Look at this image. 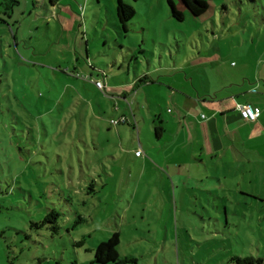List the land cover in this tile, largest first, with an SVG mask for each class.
<instances>
[{
  "label": "rangeland",
  "instance_id": "374dc122",
  "mask_svg": "<svg viewBox=\"0 0 264 264\" xmlns=\"http://www.w3.org/2000/svg\"><path fill=\"white\" fill-rule=\"evenodd\" d=\"M123 1L135 11L127 32L117 0H0V264H98L94 248L115 231L119 255L136 259L127 264H264V143L204 152L205 163L182 151L191 160L173 184L151 166L165 149L151 147L150 114L139 122L145 168L109 159L121 148L115 125L96 126L114 101L93 80L187 73L203 91L212 73L218 86L244 76L264 92V0H208L198 16L172 0L182 20L167 0Z\"/></svg>",
  "mask_w": 264,
  "mask_h": 264
},
{
  "label": "crops",
  "instance_id": "0c3cea01",
  "mask_svg": "<svg viewBox=\"0 0 264 264\" xmlns=\"http://www.w3.org/2000/svg\"><path fill=\"white\" fill-rule=\"evenodd\" d=\"M167 68L168 71L171 70L170 65ZM174 68L176 70L177 66ZM125 72V77L117 79L118 81L112 80L113 76L110 73L106 76L102 75V78H95L103 82L105 94L114 101L112 107L114 114L105 113V118H102L106 122L103 124L105 128L103 129L100 125L96 127L99 131L105 130L103 132L112 134L113 125L111 124L114 123L110 120L124 117L123 122L114 124L115 133L121 141V148L112 152L109 159L115 160L119 155L123 157L128 154L134 159L135 164L138 163L142 169L145 168L149 163L147 158L149 152L141 142L144 127L139 122L142 121L143 125H146L149 114L151 115V125L149 124L151 127L149 126L147 130L149 132L151 129L154 130V141L151 147L165 149L160 155L157 152L151 153V166L162 173L165 169L173 184V172L175 175L177 173L180 175L182 167L186 169V162L191 160V156L197 157L200 163H205L202 157L204 152L211 153L206 155L207 159H212L215 155L227 157L230 149L235 150L242 146L238 149L241 153H245L247 149L257 151L256 145L264 143L261 141L262 143L253 145V138L251 140L254 130L258 134L264 133V105L255 102L253 96H247L249 97L247 98L246 94L257 92L259 97L256 98L264 99V92L254 91L249 78L243 76L238 81L230 83L231 87H227V85L218 86V81L216 84L213 83L214 78L218 79L212 73H201L200 76H204L202 91L199 85L194 83L193 77L187 73H184L183 77L173 78V82H168L166 79L171 77L169 72L158 74L156 77L151 74L153 72H150L149 75L146 74L148 76L144 83L135 85L136 80L145 74L135 75L131 79L128 69ZM188 85H191L192 90L187 87ZM92 88L95 90L94 87ZM188 100L193 104L192 106L187 105ZM162 101L164 104H161ZM97 102L99 103V100ZM245 103L258 105L262 109L260 117L254 122L242 119L236 109L237 104ZM101 104L99 103L100 106ZM163 108H165V113ZM167 113L171 115L168 116ZM129 139L133 141L125 146V142L129 143ZM107 140L110 142L109 138ZM96 147L101 146L95 143L94 148ZM137 149L141 150L139 156L134 153ZM188 149H190L191 156L188 153H181L182 151L188 152Z\"/></svg>",
  "mask_w": 264,
  "mask_h": 264
},
{
  "label": "trees",
  "instance_id": "16d2710c",
  "mask_svg": "<svg viewBox=\"0 0 264 264\" xmlns=\"http://www.w3.org/2000/svg\"><path fill=\"white\" fill-rule=\"evenodd\" d=\"M51 2L57 0H50ZM171 14L177 20H182V12L177 9L172 0H167ZM183 4L189 10V12L198 16L204 13L208 7V0H182ZM135 11L132 5L124 2L123 0H117L116 4V14L121 28L124 32L128 31L127 23L130 21L131 17L134 15ZM147 76L139 77L135 85L144 83ZM56 212L49 211L45 217L44 221L49 220L51 217H55ZM119 244V233L117 231L113 232L109 238L104 241L99 242L94 248V262L98 264H127L129 262H135L136 259L132 256H120L117 250ZM255 259L252 257H239L233 256L230 258V264H252Z\"/></svg>",
  "mask_w": 264,
  "mask_h": 264
},
{
  "label": "built area",
  "instance_id": "2783aa9c",
  "mask_svg": "<svg viewBox=\"0 0 264 264\" xmlns=\"http://www.w3.org/2000/svg\"><path fill=\"white\" fill-rule=\"evenodd\" d=\"M93 79V78H92ZM94 80V84L100 88L103 89V82L100 79H93ZM236 109L239 112V115L242 119L247 120V121H255L257 120L261 113H262V109L260 106L258 105H252V104H237L236 105ZM112 123L116 124L118 122H123L124 121V117H121L119 119H111L110 120ZM135 155L139 156L141 154V150L137 149L135 152Z\"/></svg>",
  "mask_w": 264,
  "mask_h": 264
}]
</instances>
